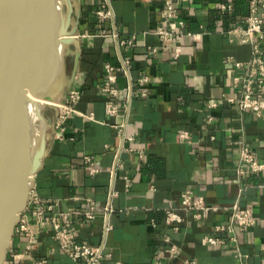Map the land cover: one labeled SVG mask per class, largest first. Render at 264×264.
<instances>
[{
  "label": "crops",
  "instance_id": "0c3cea01",
  "mask_svg": "<svg viewBox=\"0 0 264 264\" xmlns=\"http://www.w3.org/2000/svg\"><path fill=\"white\" fill-rule=\"evenodd\" d=\"M227 1L249 13V0H174L187 28L205 31L199 41L180 40L183 53L176 59L174 48L163 46L153 33L162 22L164 0H113L117 25H102L121 36L137 34L131 48L119 47L115 35L98 36L95 0H80V63L70 82L75 55L67 56L69 85L61 101L73 88L81 90L82 97L67 122L65 139L55 138L56 126L52 131V147L35 176L40 199L28 213L37 241L25 252L28 236L16 231L8 264H35L41 259L48 264H83L61 249L51 224H38L32 214L57 199L59 205L47 213L65 212L59 220L81 242L105 243L111 257L101 264H152L158 252L172 244L181 253L165 257L162 264H186L187 259L197 264H264V172L241 178L236 169L242 141L264 161V114L243 111L226 100L237 98L239 92L236 67L228 58L245 61L252 54L242 33L226 32L236 21L220 11V4ZM149 45L159 50L151 52ZM125 59L131 66L118 77L119 115L112 116L106 109L109 96L101 91L105 64H123ZM144 75L149 81L140 83ZM139 87H145L147 94L136 93ZM210 101L218 106L209 107ZM56 111L50 108V115ZM86 153L100 172L91 173L83 159ZM187 189L211 205L238 202L249 207L257 224L236 226V240L229 239V232L218 233L227 239L223 245L203 244L202 238L215 233L217 223H229L230 213L213 211L194 220L181 204ZM88 199L100 206L95 219L84 214ZM107 204L113 207L107 219L112 229L105 237L102 208ZM167 208L185 218L178 230L167 222Z\"/></svg>",
  "mask_w": 264,
  "mask_h": 264
},
{
  "label": "water",
  "instance_id": "95a60500",
  "mask_svg": "<svg viewBox=\"0 0 264 264\" xmlns=\"http://www.w3.org/2000/svg\"><path fill=\"white\" fill-rule=\"evenodd\" d=\"M80 22V0H0V264L52 147L56 103L68 91V55H75L70 82L78 71ZM40 107L44 119L34 145L29 119ZM47 107L56 108L55 116Z\"/></svg>",
  "mask_w": 264,
  "mask_h": 264
},
{
  "label": "built area",
  "instance_id": "2783aa9c",
  "mask_svg": "<svg viewBox=\"0 0 264 264\" xmlns=\"http://www.w3.org/2000/svg\"><path fill=\"white\" fill-rule=\"evenodd\" d=\"M164 6L161 10L162 22L156 26L153 33L156 34L163 46H172L175 54L174 58H179L183 53V46L180 40L184 37H191L195 41L201 40L205 31H192L186 26L184 19L180 18V7L174 0H164ZM95 8L93 10L94 17L99 25L97 35L108 36L115 35L118 39L119 47H133L135 46L138 35L131 34L128 36H121L116 30L111 28L105 29L103 23H110L111 26L117 25V17L113 7V0H95ZM220 11L222 14L234 12V6L230 1L222 2L220 4ZM227 33L235 34L242 33L244 40L252 45V54L248 60H238L232 56L228 61L236 67L234 75V83L238 87L237 98L229 97L226 100L231 104H237L243 110L253 111L257 116L264 114V0H250L249 14L242 21H235L226 30ZM151 52H157L159 46H148ZM130 61L125 59L123 64H114L106 62L105 64V79L101 84V91L109 96L106 109L109 115H119V107L116 102L120 90L116 83L121 72L129 70ZM149 81V76L144 75L139 79L140 83ZM136 93L146 95L147 89L139 87ZM82 97V91L79 89H71L65 101L57 103L59 113L56 118V132L55 138L64 140L67 132V122L72 114L76 112V104ZM209 107L218 106L217 101H210ZM212 119V118H211ZM187 136L186 132L182 134ZM84 162L90 165L91 173H98L101 169L96 165L92 155L84 154ZM237 174L241 178L249 176L251 173L264 172V161L258 156L255 149H253L247 142L242 141L240 146V154L237 160ZM40 199V194L34 187L30 192V199L27 208L21 213L19 223L16 231L24 232L28 236V241L25 245V252L31 250V246L37 241L29 219V207L36 200ZM60 200H54L46 205V207H38L32 211L38 224H51L54 230V237L59 243L61 249L74 261L81 260L83 264H101L104 258L111 257V253L106 252L105 243L93 245L90 243L81 242L78 236L60 220L58 215H64L65 212H58L49 214L47 211L54 210L59 205ZM182 207L191 212L194 220H202L207 218L211 212L224 210L230 213L229 223L219 222L215 226V233L204 236L202 243L206 245H223L227 242L225 237L219 236L218 233L229 232L231 240H236L235 228L236 226L244 228H252L257 224V220L253 215L251 208L243 207L238 202L232 205L219 206L211 205L207 202L204 196L198 195L193 189L185 190L181 195ZM106 221L103 226V235L106 237L108 232L112 229L111 223L107 220L113 211L110 204L102 208ZM100 211V206L92 200L88 199V207L84 210V214L88 219H95ZM176 209L167 208L166 220L172 224L175 229H179V224L184 221ZM15 231V232H16ZM169 239V238H168ZM264 250V245L262 246ZM181 248L177 244H172L164 250L158 252L156 261L152 264H162L165 257L173 258L180 255ZM10 254V251H9ZM9 256V255H8ZM8 259V258H7ZM186 264H197L195 260L187 259ZM4 264H8L7 260ZM35 264H48L46 259H41Z\"/></svg>",
  "mask_w": 264,
  "mask_h": 264
},
{
  "label": "bare ground",
  "instance_id": "6f19581e",
  "mask_svg": "<svg viewBox=\"0 0 264 264\" xmlns=\"http://www.w3.org/2000/svg\"><path fill=\"white\" fill-rule=\"evenodd\" d=\"M63 52L64 51L62 50V53ZM58 86H59V83L56 81L54 83L55 90L58 89ZM44 111H45V108L40 107V109L36 113L31 115L29 119L31 130L33 133L34 145L38 144L40 136H41L42 124H43V119H44Z\"/></svg>",
  "mask_w": 264,
  "mask_h": 264
},
{
  "label": "trees",
  "instance_id": "16d2710c",
  "mask_svg": "<svg viewBox=\"0 0 264 264\" xmlns=\"http://www.w3.org/2000/svg\"><path fill=\"white\" fill-rule=\"evenodd\" d=\"M250 1V0H249ZM243 8H239V7H234V12L232 14L229 13H225L226 17H231L236 21H242L249 13H248V8L247 10Z\"/></svg>",
  "mask_w": 264,
  "mask_h": 264
},
{
  "label": "rangeland",
  "instance_id": "374dc122",
  "mask_svg": "<svg viewBox=\"0 0 264 264\" xmlns=\"http://www.w3.org/2000/svg\"><path fill=\"white\" fill-rule=\"evenodd\" d=\"M46 113L50 114V108L49 107L46 108Z\"/></svg>",
  "mask_w": 264,
  "mask_h": 264
}]
</instances>
